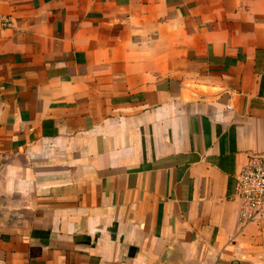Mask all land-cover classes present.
<instances>
[{
    "label": "crops",
    "instance_id": "1",
    "mask_svg": "<svg viewBox=\"0 0 264 264\" xmlns=\"http://www.w3.org/2000/svg\"><path fill=\"white\" fill-rule=\"evenodd\" d=\"M0 18V264H264L233 198L264 162V0Z\"/></svg>",
    "mask_w": 264,
    "mask_h": 264
},
{
    "label": "built area",
    "instance_id": "2",
    "mask_svg": "<svg viewBox=\"0 0 264 264\" xmlns=\"http://www.w3.org/2000/svg\"><path fill=\"white\" fill-rule=\"evenodd\" d=\"M0 26L10 27V21L0 18ZM233 198L239 203L241 223L264 219V162L253 160L236 175Z\"/></svg>",
    "mask_w": 264,
    "mask_h": 264
},
{
    "label": "water",
    "instance_id": "3",
    "mask_svg": "<svg viewBox=\"0 0 264 264\" xmlns=\"http://www.w3.org/2000/svg\"><path fill=\"white\" fill-rule=\"evenodd\" d=\"M168 258V251L164 253V255L161 258V261L164 262Z\"/></svg>",
    "mask_w": 264,
    "mask_h": 264
}]
</instances>
